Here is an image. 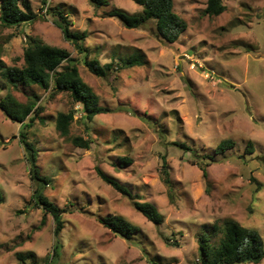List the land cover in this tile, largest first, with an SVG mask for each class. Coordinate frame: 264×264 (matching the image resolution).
Segmentation results:
<instances>
[{
  "label": "rangeland",
  "instance_id": "obj_1",
  "mask_svg": "<svg viewBox=\"0 0 264 264\" xmlns=\"http://www.w3.org/2000/svg\"><path fill=\"white\" fill-rule=\"evenodd\" d=\"M29 1L40 17L0 23V59L21 67L32 38L65 48L110 111L85 120L69 93L12 88L0 75V101L8 94L22 103L34 93L40 97L44 110L25 132L41 175L52 179L44 194L64 210L57 237L53 216L33 197L38 183L21 123L0 107V264H198V236L228 218L264 239V0H223L227 9L219 16L205 14L208 0H174L188 23L174 43L159 37L153 21L128 28L109 16L114 9L142 11L137 0ZM56 10L69 16L73 31L88 33L83 44L91 58L117 68L137 53L145 64L108 78L94 75L55 23ZM71 109L75 121L63 136L57 114ZM74 136L90 139V148L76 146ZM226 139L234 146L217 153ZM123 157L131 164L121 163ZM97 168L134 198L104 181ZM134 199L153 204L162 220H149ZM115 214L138 228L131 239L103 223Z\"/></svg>",
  "mask_w": 264,
  "mask_h": 264
},
{
  "label": "trees",
  "instance_id": "obj_2",
  "mask_svg": "<svg viewBox=\"0 0 264 264\" xmlns=\"http://www.w3.org/2000/svg\"><path fill=\"white\" fill-rule=\"evenodd\" d=\"M42 6L48 0H38ZM94 5L108 4L107 0H91ZM143 7L142 11L128 14L120 9H114L109 16H115L128 28H140L149 21L156 24L159 37L169 43L176 42L188 28L187 21L175 11L174 0H137ZM227 9L223 0H208L205 14L219 16ZM56 16L55 23L61 28L64 38L71 42L74 47L84 53V63L89 71L96 76L108 78L121 69L141 66L145 64L143 57L132 54L122 61V65L115 68L113 63L101 64L96 58H91L89 51L83 44L88 33L86 31H73L69 16L61 10L53 12ZM40 17L29 0H0V23L6 26H18L22 23L34 21ZM24 64L9 66L0 59V75L12 88L38 86L44 90H50L52 95L61 92L69 93L75 103L82 104L81 118L92 120L96 115L107 113L109 108L100 105L99 96L83 80L77 60L71 57V53L61 47L49 45L41 40L32 38L24 49ZM67 62L62 69H58ZM40 97L35 93L27 103H22L12 94H8L0 101V107L12 120L21 123V141L26 147L28 159L31 163V176L38 183L34 193L35 203L40 205L47 213H50L55 221V235L60 236L64 228V210L52 202L45 194L44 187L51 182V178L41 175L37 165V151L33 144L28 141L25 129L31 127L32 123L40 116L44 106L39 104ZM75 109L67 112L60 111L56 118V127L63 136H69L71 126L75 121ZM44 123V119L41 117ZM72 142L79 147L89 149L91 140L82 136L72 137ZM183 147L186 145L182 144ZM234 142L230 139L222 141L217 148V153H224L232 148ZM252 147V143L250 144ZM250 152L251 148H248ZM132 159L123 157L121 163L131 164ZM162 173L166 184H171L170 173L166 158L163 161ZM204 176L208 175L207 169L203 167ZM99 176L116 189L134 198L132 192L122 185L117 179L109 176L101 168H97ZM1 200V198H0ZM135 208L142 212L149 220L160 222L161 215L155 206L149 202H141L134 199ZM103 223L114 232L120 233L131 239L138 228L123 215L115 214L102 219ZM210 233L198 236L199 262L198 264H258L264 259V239L255 229L242 226L238 221L228 218L222 225L213 224ZM54 253L58 255L57 246Z\"/></svg>",
  "mask_w": 264,
  "mask_h": 264
}]
</instances>
